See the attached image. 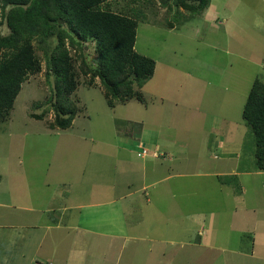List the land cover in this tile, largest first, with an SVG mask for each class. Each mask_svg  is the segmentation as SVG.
I'll list each match as a JSON object with an SVG mask.
<instances>
[{"label":"rangeland","instance_id":"1","mask_svg":"<svg viewBox=\"0 0 264 264\" xmlns=\"http://www.w3.org/2000/svg\"><path fill=\"white\" fill-rule=\"evenodd\" d=\"M122 2L112 0V8L119 11ZM136 2L147 20L138 24L135 49L156 60L154 75L134 85L146 102L110 107L100 79L90 81L83 64L84 58L89 65L97 61L95 44L81 49L62 20L77 78L69 101L77 113L69 128H52L48 100L55 81L47 74L44 44L28 39L42 69L22 83L8 120L0 122V264H64L54 252L61 231L53 224L62 214L63 222L108 216V224L100 222L108 233L116 234L119 220H125L121 228L134 227L130 239L99 234V264H264V171L256 168L254 133L242 116L254 80L264 81V0H211L198 15L181 7L187 21L180 25L174 0L171 9L161 0ZM12 33L0 16V34ZM20 36L14 34L16 47L26 43ZM48 44L60 52L55 38ZM36 103L47 109L43 120L31 115L40 112ZM217 137L242 147L224 160L220 177L208 162L223 161L212 141ZM145 148L149 154L139 156ZM155 151L174 157H155ZM233 170L243 173L236 177ZM164 184L170 185L162 193ZM116 190L132 196L121 200ZM212 222L210 245H195ZM182 238L183 251L173 252L172 241Z\"/></svg>","mask_w":264,"mask_h":264},{"label":"trees","instance_id":"2","mask_svg":"<svg viewBox=\"0 0 264 264\" xmlns=\"http://www.w3.org/2000/svg\"><path fill=\"white\" fill-rule=\"evenodd\" d=\"M122 1L117 11L112 8V0H0V16L2 19L7 18L13 29L10 38L0 34V122L8 120L22 90V83L29 75L42 69L41 59L33 44L27 42L31 37H37L39 45L44 44L42 47L48 64L47 74L55 81L51 84V97L48 100L54 107V119L50 123L52 128H69L77 113V109L69 101L77 88V78L74 59L65 45V35L68 33L72 42L76 41L75 44L83 50L89 43L95 44L97 61L94 65H89L84 58L83 64L91 71L90 81L97 77L100 79L110 107L130 99L146 102L143 93L135 89L134 85L137 83L142 87L156 69L154 58L135 49L138 24L147 19H141L142 10L135 7L139 0ZM161 1L164 7H173L169 0ZM174 1L178 8V12L174 14L178 25L187 21L179 11L181 7L189 10L192 15H198L203 14L211 4V0ZM60 20H64V24L69 23L74 29V38L73 33L65 31ZM168 25L170 28L176 26L174 22H169ZM16 33L21 34L19 41L25 37V45L16 47ZM51 38L59 41L60 52L57 51V44L54 51L50 50L48 40ZM44 103L47 104V100ZM42 104H35L40 112L31 113L36 119L43 120L47 115V109L41 110ZM242 116L254 133L256 168L264 171L262 79L256 78L253 82Z\"/></svg>","mask_w":264,"mask_h":264},{"label":"crops","instance_id":"3","mask_svg":"<svg viewBox=\"0 0 264 264\" xmlns=\"http://www.w3.org/2000/svg\"><path fill=\"white\" fill-rule=\"evenodd\" d=\"M218 121H224V119L219 118ZM213 142H215V144L217 146H219V148L221 149V153L224 155L223 161L221 162H211L208 161L212 167L215 169L214 170V176H222L224 175V170L226 168H224V166L226 165V163L224 162L225 159H232L234 158L232 155H239L242 147L239 144L238 141L236 140H232L231 137H227L224 139V137H217L214 138L212 140ZM205 142H207V139L205 140ZM222 144V145H219ZM156 148H159L158 146ZM160 155L164 158H171L173 159V156H168L166 154H164V152L160 151ZM169 159V160H171ZM178 165H180L178 163ZM176 166L173 168L176 169ZM182 167H180L181 169ZM154 171L158 170V168L154 167L153 168ZM233 176H241V174L243 173V171H238V170H233ZM181 175L184 174L183 172H175L174 175ZM186 174V173H185ZM170 176V175H169ZM166 176L165 178L169 177ZM218 177V178H219ZM144 182V179H142V183ZM224 183V182H223ZM170 184H164L160 187L159 191L160 192H164L167 189V186H169ZM81 186H86V185H81ZM176 186V185H174ZM174 186L172 187L174 189ZM82 187V188H83ZM131 188H129L130 190ZM169 189V188H168ZM167 189V191H168ZM172 189V190H173ZM127 194L126 193H119L117 190L116 192L119 193L117 194V196L122 200L123 198L127 197H131L132 196V191H129ZM172 198L177 196L176 193H171ZM85 204H79L77 206L79 207H84ZM129 211L132 210V208L129 206L126 207ZM65 215L62 214L60 217L57 218V222H54L53 226L56 229H59L61 231V234L58 236L56 235V239H58V243H56V247L54 249L55 254L58 253V256H61L63 259V263L64 264H85V260L87 258L92 259V264H99V234L101 235H105V234H110L113 237H121L123 239H130L132 238L131 235H129V229L130 231L132 229H134L133 226H131L130 228L127 226L126 228H121V225L123 223H125V220H119V222L117 223L116 220H114L116 217H112V222L113 224L117 223V229H116V234L114 233H108L106 232V230H101L100 228V222H107V224L110 222V217L108 216H103V217H99V215H81V216H77V219L68 217V219L64 221L63 217ZM123 216V213H122ZM41 221V220H39ZM64 223V224H63ZM141 222H136L135 225H140ZM210 230V234H203L202 232H199L200 236L199 238V242L198 243H194L195 245H210V243L212 242V236L213 234V222L211 224V228H209ZM156 239V238H155ZM154 241H159V242H165L166 239H156ZM72 243V244H71ZM184 239L182 238V240H173L172 244H174V250L173 252L177 253H181L183 251L182 247L184 244ZM71 244V245H70ZM177 245L180 246V249L177 248ZM61 247V249H60ZM69 247V248H68ZM66 249H70V252L67 253L65 250ZM73 249V251H72ZM162 249V248H161ZM159 249V250H161ZM72 253H76L78 255V257H72ZM160 253V259L159 262L163 263V259H165L167 257V250L164 249L163 252L159 251ZM70 255H71V262H70ZM178 254H176L175 256H177ZM55 257V255H54ZM69 258V259H68ZM56 259V258H55ZM67 261V262H66Z\"/></svg>","mask_w":264,"mask_h":264},{"label":"clouds","instance_id":"4","mask_svg":"<svg viewBox=\"0 0 264 264\" xmlns=\"http://www.w3.org/2000/svg\"><path fill=\"white\" fill-rule=\"evenodd\" d=\"M60 22L62 23V20H60ZM137 30H138V28H137ZM137 39V38H136ZM255 81V80H254ZM158 150V149H157ZM157 153V154H156ZM149 154V151L145 148V149H143V151L141 152V153H139V156H142V157H145L146 155H148ZM153 155L155 156V157H159V156H161L160 155V153H158V151H155L154 153H153ZM38 264H53L52 262H49V261H47V262H41V263H38Z\"/></svg>","mask_w":264,"mask_h":264},{"label":"built area","instance_id":"5","mask_svg":"<svg viewBox=\"0 0 264 264\" xmlns=\"http://www.w3.org/2000/svg\"><path fill=\"white\" fill-rule=\"evenodd\" d=\"M157 154V153H156Z\"/></svg>","mask_w":264,"mask_h":264}]
</instances>
